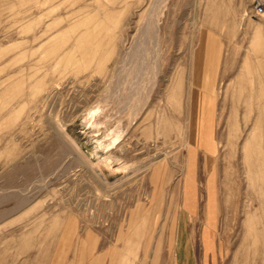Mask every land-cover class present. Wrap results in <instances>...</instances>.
<instances>
[{"label": "rangeland", "instance_id": "obj_1", "mask_svg": "<svg viewBox=\"0 0 264 264\" xmlns=\"http://www.w3.org/2000/svg\"><path fill=\"white\" fill-rule=\"evenodd\" d=\"M0 214V264H264V0H0Z\"/></svg>", "mask_w": 264, "mask_h": 264}, {"label": "bare ground", "instance_id": "obj_2", "mask_svg": "<svg viewBox=\"0 0 264 264\" xmlns=\"http://www.w3.org/2000/svg\"><path fill=\"white\" fill-rule=\"evenodd\" d=\"M147 16V15H146ZM155 17V16H154ZM149 18V17H148ZM148 18H146V19H148ZM152 19V18H151ZM156 20V19H155ZM148 21V20H147ZM152 21H154V19L152 20ZM158 20H156V22H157ZM143 22V21H142ZM152 23H154V22H151V21H149L148 23H146V25H145V27L143 28V30H141V35H140V37L138 36L137 38H136V45L132 48L133 50V54H135L136 56L139 54V55H141L140 56V60L141 59H144V57L145 56H142V54H144V52L147 50V48L146 49H144V48H140L139 46H140V44L142 45L143 43H144V40L142 39V37H145V39H152L151 41H153V39L156 37V30H157V28H155V26L152 24ZM157 26H158V24H157ZM142 29V28H141ZM140 34V32H138V35ZM157 34H160V33H158L157 32ZM137 36V35H136ZM157 39V38H156ZM148 40V41H149ZM158 40V39H157ZM146 41V40H145ZM150 41V42H151ZM158 43H159V41H157ZM147 43V42H146ZM149 43V42H148ZM152 44V43H151ZM157 46V45H156ZM153 48L154 49H156L155 47H154V45H153ZM151 49H152V46H151ZM156 52V51H155ZM138 53V54H137ZM146 53H148V52H146ZM145 53V54H146ZM157 53V52H156ZM150 54H152L151 52H150ZM150 56V55H149ZM148 56V57H149ZM152 56V55H151ZM139 57V56H138ZM125 58V57H124ZM132 58V57H131ZM131 58H128L127 59V61H128V63L129 62H131V61H129V59L130 60H132ZM154 59H155V56H154ZM123 60H125V59H123ZM134 60V59H133ZM132 60V61H133ZM137 59H135V61H136ZM139 60V59H138ZM145 60V59H144ZM125 61H123V63H124ZM144 62V61H143ZM132 63V62H131ZM136 63H138V62H136ZM140 63V62H139ZM146 63V65H147V62H145ZM144 63V64H145ZM149 63V62H148ZM148 65H150V64H148ZM136 66H138L137 64H136ZM135 67V66H134ZM139 68V67H138ZM137 69V68H136ZM144 69H146V68H144ZM149 69V68H148ZM125 70H126V68H125ZM141 70V68H139V72H141L140 71ZM127 71H128V69H127ZM129 72V71H128ZM131 72V71H130ZM129 72V73H130ZM133 72V71H132ZM131 72V73H132ZM138 72V71H137ZM131 168V167H130ZM122 169V168H121ZM116 171V170H115ZM2 214H0V216H1Z\"/></svg>", "mask_w": 264, "mask_h": 264}, {"label": "built area", "instance_id": "obj_3", "mask_svg": "<svg viewBox=\"0 0 264 264\" xmlns=\"http://www.w3.org/2000/svg\"><path fill=\"white\" fill-rule=\"evenodd\" d=\"M257 10H258V12L262 13L263 12V7L261 5H258Z\"/></svg>", "mask_w": 264, "mask_h": 264}]
</instances>
